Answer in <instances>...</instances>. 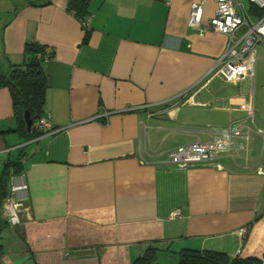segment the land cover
Returning a JSON list of instances; mask_svg holds the SVG:
<instances>
[{
  "label": "crops",
  "instance_id": "0c3cea01",
  "mask_svg": "<svg viewBox=\"0 0 264 264\" xmlns=\"http://www.w3.org/2000/svg\"><path fill=\"white\" fill-rule=\"evenodd\" d=\"M31 1L0 0V70L27 42L52 48L41 117L55 132L35 121L27 140L0 88V178L28 187L16 225L0 203V264H130L147 245L159 264L186 250L264 260V47L254 78L228 83L213 76L227 36L188 25L200 4L208 27L215 0H91L86 43L66 0ZM238 1L250 23L264 15ZM197 138L224 150L221 168L169 162Z\"/></svg>",
  "mask_w": 264,
  "mask_h": 264
},
{
  "label": "built area",
  "instance_id": "2783aa9c",
  "mask_svg": "<svg viewBox=\"0 0 264 264\" xmlns=\"http://www.w3.org/2000/svg\"><path fill=\"white\" fill-rule=\"evenodd\" d=\"M257 9H264V0H247ZM203 6L192 4L188 25L197 28L201 32L213 30L224 34L228 38V46L221 58L218 60V67L213 76H220L225 82L233 83L241 79H253L255 76V65L257 61L256 47H264V15L254 22L250 23L242 4L238 0H215V10L210 19L208 27L201 28ZM87 22L82 24L86 26ZM245 28L244 33L236 39L235 33ZM52 48L46 47L45 53L51 54ZM249 115H252V109H249ZM38 127L49 130L50 134L55 130L51 129L49 119L41 117L37 120ZM143 138L147 139L148 132L146 127L141 124ZM51 129V130H50ZM248 129L243 133L241 129L231 130L228 128L226 136L247 135ZM257 132L261 133L260 130ZM225 151H229V140L226 142ZM152 151V150H150ZM223 149L211 145L209 142H203L197 138L194 142L178 146L167 152V158L170 163L181 169H187L194 166L221 168L217 163L219 155ZM141 164H150L147 156H140ZM28 187L24 176L15 175L10 179L9 190L1 204V212L5 222L9 226L19 223L20 212L27 199ZM173 217L179 215L178 210L171 214ZM247 228L239 229V235L244 238Z\"/></svg>",
  "mask_w": 264,
  "mask_h": 264
},
{
  "label": "trees",
  "instance_id": "16d2710c",
  "mask_svg": "<svg viewBox=\"0 0 264 264\" xmlns=\"http://www.w3.org/2000/svg\"><path fill=\"white\" fill-rule=\"evenodd\" d=\"M40 0H33L35 4ZM91 0H66V10L72 13L82 24L87 22L90 11ZM50 0H45L39 5H49ZM252 10V8H251ZM259 10V9H258ZM264 10V9H261ZM85 27V26H84ZM90 32L85 27L83 42L88 41ZM46 46L36 42H27L23 49V62L20 65L9 64L5 72L0 70V88L8 90L12 110L16 118L20 121L24 135L27 140L34 136H39L40 131L34 127V122L41 118L45 105L46 76L44 71L45 63L53 57V52L48 55L45 53ZM29 112L33 120L30 131H27L24 122V113ZM51 130V129H50ZM49 131V130H47ZM19 162H10L13 173H17ZM14 175V174H13ZM11 173L9 170L0 178V203L6 196ZM159 249L154 245H147L145 250L130 264H159L157 262V252ZM178 264H264V260L256 257L241 258L235 256L230 258L225 253L218 251H182L178 255Z\"/></svg>",
  "mask_w": 264,
  "mask_h": 264
},
{
  "label": "water",
  "instance_id": "95a60500",
  "mask_svg": "<svg viewBox=\"0 0 264 264\" xmlns=\"http://www.w3.org/2000/svg\"><path fill=\"white\" fill-rule=\"evenodd\" d=\"M24 122L26 124L27 131H30L31 126L33 124V120L30 118L29 112H27V111L24 113Z\"/></svg>",
  "mask_w": 264,
  "mask_h": 264
}]
</instances>
